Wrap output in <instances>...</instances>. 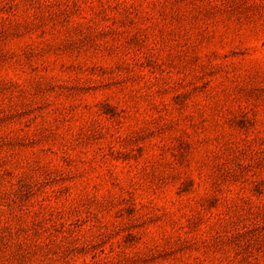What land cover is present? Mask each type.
Wrapping results in <instances>:
<instances>
[{
    "label": "rangeland",
    "instance_id": "1",
    "mask_svg": "<svg viewBox=\"0 0 264 264\" xmlns=\"http://www.w3.org/2000/svg\"><path fill=\"white\" fill-rule=\"evenodd\" d=\"M0 264H264V0H0Z\"/></svg>",
    "mask_w": 264,
    "mask_h": 264
}]
</instances>
